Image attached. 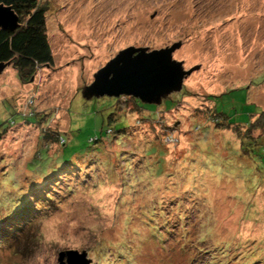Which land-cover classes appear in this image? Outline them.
I'll return each instance as SVG.
<instances>
[{
  "label": "rangeland",
  "instance_id": "374dc122",
  "mask_svg": "<svg viewBox=\"0 0 264 264\" xmlns=\"http://www.w3.org/2000/svg\"><path fill=\"white\" fill-rule=\"evenodd\" d=\"M38 1L47 9L53 64L26 82L12 64L0 75V131L7 129L0 216L22 181L54 177L69 163L75 169L56 188L32 184V204L44 208L0 226V264H58L68 250L86 251L91 264H248L253 244L264 246V148L243 144L210 118L215 110L246 125L264 110V0ZM177 42L174 59L199 69L161 105L139 100L138 112L129 97L116 108V98H83L120 51ZM160 118L170 145L153 138L149 125L150 137L121 133ZM53 132L65 144L43 138ZM169 197L182 202L195 228H180L178 207L161 201ZM163 211L176 223L144 225ZM215 247L227 255L202 253ZM254 257L264 264L262 249Z\"/></svg>",
  "mask_w": 264,
  "mask_h": 264
},
{
  "label": "trees",
  "instance_id": "16d2710c",
  "mask_svg": "<svg viewBox=\"0 0 264 264\" xmlns=\"http://www.w3.org/2000/svg\"><path fill=\"white\" fill-rule=\"evenodd\" d=\"M0 4H4L7 6H10L14 12L18 15L21 26L20 28L15 32H7V31H0V63H8L10 62L14 69L17 70L19 78L21 82L30 81V79L35 75L38 68L45 66V65H51L53 64V53L51 50V46L48 40V34H47V9L43 5L39 3L38 0H0ZM127 97H120L116 99V106L122 105L124 103L123 99H126ZM133 100L135 110L138 112H142L141 108L138 105L139 100L129 97ZM120 104V105H119ZM134 111V110H133ZM20 114H22V117L24 119H28L29 117L33 116L32 114L26 115L22 113V111H19ZM136 113V112H134ZM114 114L111 113L107 116V121L110 124L111 122L115 121L116 117L113 116ZM212 123L214 124L215 128H221V129H227L234 132L238 139L244 144H248L251 146H257L264 148V110H262L260 113H256L252 116L250 121L246 125H233L227 121L228 117L224 113H220L218 111L212 110L211 112ZM147 120V119H145ZM138 125H133L129 129H124L121 131V133L125 134H145L151 136V134H147V130H143L146 125H149L151 129L156 130L155 135L153 134V138L156 139H162L166 143V137L170 135V132H164L165 129L168 128V126L163 125V119L160 118L159 122H153L149 121V123H144L141 120H138ZM149 127V128H150ZM1 128V125H0ZM5 130L2 129L0 131V139L2 138V135H5ZM138 132V133H137ZM108 134H116L112 128H109L107 130ZM255 133H258V138H255ZM43 138L46 141L53 142L54 144H60L64 143V139L62 138V134L59 132H53L51 133H45ZM167 145H170L169 143H166ZM44 144L43 147H45ZM264 150V149H263ZM68 166V165H67ZM63 167L60 172L53 176L49 177H43L38 176L36 179H34L32 182L29 183L28 181L24 183L22 181L20 183L21 188H19L17 194H14L9 200L10 203L7 206V210L4 211L2 216H0V226L6 223H9L14 218H20L23 219V221H28V218L34 217L35 214H40V211L44 208L43 204L37 203L36 205H33L32 199L33 196H31V188L34 187L35 190L41 189V185H45L46 183H49L51 185L54 183L55 188L58 186V184L62 183V180L64 179L65 175L69 176L72 175V172H74V165L69 163V166ZM66 168V169H65ZM73 169V171H72ZM71 172V173H70ZM38 178H41V180H38V183L35 182ZM51 179V183L48 182V180ZM40 183V184H39ZM162 183H164L162 181ZM33 184V186H32ZM59 184V185H60ZM36 185V186H34ZM163 184L162 186H164ZM32 186V187H31ZM157 187H161V182H157ZM31 187V188H30ZM33 188V190H34ZM50 199H53L51 194H49ZM161 201L165 202H171L170 204L173 206L178 207V220L179 221H185L188 217L187 212L184 210V208L181 206L180 202L177 205V201L174 197H169L168 199H161ZM172 201H175L173 204ZM36 211V213H34ZM37 217V216H36ZM174 216H171V214H165L164 211L160 214H157V217L152 222H144V225H146L148 228H169L170 224H175L176 221H174ZM177 220V221H178ZM23 222V223H24ZM186 225H181L180 228H195L193 224L189 225L185 221ZM22 225V224H21ZM23 226H19V228H23ZM176 227V226H175ZM197 228V227H196ZM12 229H7L6 231L9 232ZM186 230V229H185ZM188 231L186 230V233ZM5 236V235H4ZM3 236V237H4ZM8 238V237H6ZM141 240V236L137 237ZM6 241V239H5ZM254 242H250V245ZM217 246V245H216ZM218 246H221L218 244ZM254 248L248 254L246 257V260L249 259L250 262L248 264H260L261 257H254V254L257 253L260 249L264 251L263 247L260 242H257L256 244H253ZM261 246V247H260ZM229 246H225V248H228ZM223 249V248H222ZM221 248L215 249H207V251H202V253H206L211 251L212 253H216V257L226 256L227 253L225 249L222 250ZM220 251V252H219ZM231 253V252H230ZM232 254V253H231ZM210 257V255H209ZM252 261V259H254ZM199 259L200 254H199ZM247 262V261H246ZM219 263V262H218Z\"/></svg>",
  "mask_w": 264,
  "mask_h": 264
},
{
  "label": "water",
  "instance_id": "95a60500",
  "mask_svg": "<svg viewBox=\"0 0 264 264\" xmlns=\"http://www.w3.org/2000/svg\"><path fill=\"white\" fill-rule=\"evenodd\" d=\"M21 26L18 15L7 5L0 4V31L15 32ZM182 42L160 50L148 47H129L109 61L94 75V82L82 90L86 100L123 96L144 104L161 105L174 93H180L184 81L199 67L185 70L184 63L174 59ZM11 63H0V75ZM87 252H60L58 264H91Z\"/></svg>",
  "mask_w": 264,
  "mask_h": 264
}]
</instances>
